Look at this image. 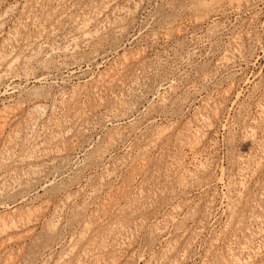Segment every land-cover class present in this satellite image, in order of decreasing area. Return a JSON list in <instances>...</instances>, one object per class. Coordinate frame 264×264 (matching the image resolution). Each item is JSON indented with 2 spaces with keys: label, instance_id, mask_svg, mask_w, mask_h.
Listing matches in <instances>:
<instances>
[{
  "label": "rangeland",
  "instance_id": "rangeland-1",
  "mask_svg": "<svg viewBox=\"0 0 264 264\" xmlns=\"http://www.w3.org/2000/svg\"><path fill=\"white\" fill-rule=\"evenodd\" d=\"M0 264H264V0H0Z\"/></svg>",
  "mask_w": 264,
  "mask_h": 264
}]
</instances>
